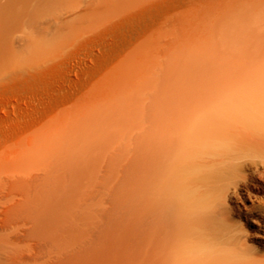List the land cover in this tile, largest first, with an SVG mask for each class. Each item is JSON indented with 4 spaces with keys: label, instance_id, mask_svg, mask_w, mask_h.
Listing matches in <instances>:
<instances>
[{
    "label": "rangeland",
    "instance_id": "374dc122",
    "mask_svg": "<svg viewBox=\"0 0 264 264\" xmlns=\"http://www.w3.org/2000/svg\"><path fill=\"white\" fill-rule=\"evenodd\" d=\"M221 5L31 0L7 12L0 30V264H139L119 243L128 234L133 188L141 197L146 105L206 98L181 72L186 54L200 52L206 38L236 60L248 49L254 55L245 66L264 75V0L237 11L239 29L252 35L243 43L228 35ZM222 64L210 56L204 67ZM67 154L81 171L63 181L72 194L55 209L57 224L40 232L24 200L54 198V177L68 174L55 167L46 180L44 166L63 164ZM242 174L249 180L226 202L234 209L230 222L264 254V220L253 227L244 218L245 209L264 215V179L250 168Z\"/></svg>",
    "mask_w": 264,
    "mask_h": 264
},
{
    "label": "bare ground",
    "instance_id": "6f19581e",
    "mask_svg": "<svg viewBox=\"0 0 264 264\" xmlns=\"http://www.w3.org/2000/svg\"><path fill=\"white\" fill-rule=\"evenodd\" d=\"M221 1L228 35L241 43L250 41L251 33L238 31L237 24V11L248 7L250 0ZM30 2L0 0V30L8 11ZM204 41L196 54L183 49L188 53L181 72L206 98L181 96L146 105L141 197L133 188L128 234L119 243L139 264H264V254L248 245L252 235L245 229H233L230 218L234 209L226 203L231 193L249 180L241 175L244 168L264 179V85L232 81L264 80V75L245 66L254 55L248 49L236 60L211 38ZM210 56L222 60V66L204 67ZM70 155L62 157L63 164L54 160L44 166L46 180L55 167L68 174L67 179L64 175L54 177L60 184L52 190L53 199L45 197L37 205L29 198L24 200L40 232L57 224L55 209L72 194L63 181H74L81 171ZM245 194L253 198L248 191ZM245 210L249 225L259 226L264 220L261 211Z\"/></svg>",
    "mask_w": 264,
    "mask_h": 264
}]
</instances>
